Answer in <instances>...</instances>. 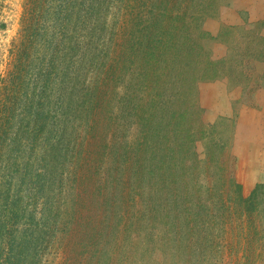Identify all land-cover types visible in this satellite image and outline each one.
<instances>
[{
  "label": "rangeland",
  "instance_id": "obj_1",
  "mask_svg": "<svg viewBox=\"0 0 264 264\" xmlns=\"http://www.w3.org/2000/svg\"><path fill=\"white\" fill-rule=\"evenodd\" d=\"M69 1L22 55L59 65L41 98L59 147L10 235L38 230L24 264H264V19L235 0ZM50 6L0 0V80L25 7L37 26Z\"/></svg>",
  "mask_w": 264,
  "mask_h": 264
},
{
  "label": "trees",
  "instance_id": "obj_2",
  "mask_svg": "<svg viewBox=\"0 0 264 264\" xmlns=\"http://www.w3.org/2000/svg\"><path fill=\"white\" fill-rule=\"evenodd\" d=\"M166 1L169 6L176 4L175 1ZM49 2L51 6L46 8V11L52 15L49 17L46 15L43 21L41 16L37 18V26L31 24L32 12L27 15L28 8L25 7L21 21L22 28L9 50L10 66L6 76L0 80V264H24L30 254V248L39 239L34 235L35 231L38 233L35 227L31 231L26 230L23 233L25 236H20L18 241L10 235L14 233V225L19 219L24 218L23 224H26L27 214L29 221L33 220V214H37L34 205L30 202L32 198L37 200V196L43 193L47 180L46 159L54 147L55 149L59 147L56 144L59 143L58 129L54 127L56 110L45 113L44 102L41 101L51 79H54L51 73L54 71L56 73L59 65H54V57L50 55L49 60L39 63L34 72H29L28 63L22 61L28 38L36 37L37 33L39 35L46 33L43 39L50 41L54 37L48 36L49 28L62 30V25L67 19L64 8L70 1L49 0ZM53 2L55 5H52ZM158 2L161 3L162 0ZM204 4L207 5V9L208 5H211L210 2ZM204 4L196 5L198 14L203 13ZM4 26V23L0 24L1 29ZM55 36V39L60 40L63 38V32L58 31V36L57 34ZM58 50L53 53L56 55ZM28 75L34 76L31 79L34 87L30 88L29 93L25 90L29 86L25 88L22 86ZM35 95L39 98L37 101H34ZM16 107L18 112L14 115ZM48 122L52 127L47 130ZM61 129L64 131V128ZM25 191L27 202H23L22 197ZM252 197L248 198L247 204L252 202ZM29 209L32 210L31 213Z\"/></svg>",
  "mask_w": 264,
  "mask_h": 264
},
{
  "label": "crops",
  "instance_id": "obj_3",
  "mask_svg": "<svg viewBox=\"0 0 264 264\" xmlns=\"http://www.w3.org/2000/svg\"><path fill=\"white\" fill-rule=\"evenodd\" d=\"M236 2H243V3H248L250 6V11H252L250 17L252 19V21H257V20H262L264 19V8H260L261 10H259L258 12L254 11V8L252 7V0H235ZM254 2L256 0H253ZM260 97L262 98V102L260 104V106L258 107V111L254 112L256 113L259 117H261V115H264V92L262 95H260ZM242 119L244 118L245 115H247L248 113L245 111H242ZM251 114V113H250ZM247 116H245V120H246Z\"/></svg>",
  "mask_w": 264,
  "mask_h": 264
}]
</instances>
